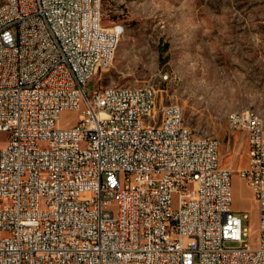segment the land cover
I'll use <instances>...</instances> for the list:
<instances>
[{
  "label": "built area",
  "instance_id": "2783aa9c",
  "mask_svg": "<svg viewBox=\"0 0 264 264\" xmlns=\"http://www.w3.org/2000/svg\"><path fill=\"white\" fill-rule=\"evenodd\" d=\"M121 29L101 0L0 2V264H264L263 119L228 120L252 247L215 137L153 85L88 87ZM64 110H79L68 125Z\"/></svg>",
  "mask_w": 264,
  "mask_h": 264
},
{
  "label": "rangeland",
  "instance_id": "374dc122",
  "mask_svg": "<svg viewBox=\"0 0 264 264\" xmlns=\"http://www.w3.org/2000/svg\"><path fill=\"white\" fill-rule=\"evenodd\" d=\"M101 11L104 25L124 29L88 87L153 85L162 103L181 106L196 135L215 137L254 247L256 203L237 172L247 165L245 133L231 130L228 116L248 112L264 122V0H101ZM78 112L61 111L60 124Z\"/></svg>",
  "mask_w": 264,
  "mask_h": 264
},
{
  "label": "bare ground",
  "instance_id": "6f19581e",
  "mask_svg": "<svg viewBox=\"0 0 264 264\" xmlns=\"http://www.w3.org/2000/svg\"><path fill=\"white\" fill-rule=\"evenodd\" d=\"M247 114V116H250V118H259L257 115H252V114H250V113H246ZM236 115V113H232V114H230L229 116H228V120H233L234 119V116Z\"/></svg>",
  "mask_w": 264,
  "mask_h": 264
}]
</instances>
